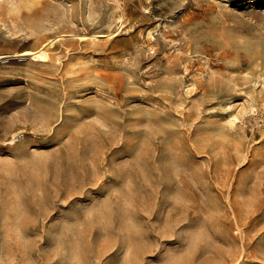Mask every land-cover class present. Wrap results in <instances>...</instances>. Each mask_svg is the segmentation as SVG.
<instances>
[{
	"label": "rangeland",
	"instance_id": "1",
	"mask_svg": "<svg viewBox=\"0 0 264 264\" xmlns=\"http://www.w3.org/2000/svg\"><path fill=\"white\" fill-rule=\"evenodd\" d=\"M50 39L0 62V264H264V0H0Z\"/></svg>",
	"mask_w": 264,
	"mask_h": 264
},
{
	"label": "bare ground",
	"instance_id": "2",
	"mask_svg": "<svg viewBox=\"0 0 264 264\" xmlns=\"http://www.w3.org/2000/svg\"><path fill=\"white\" fill-rule=\"evenodd\" d=\"M3 1H5V0H3ZM8 2H9V0H8ZM11 3V2H10ZM16 3V2H15ZM14 3V4H15ZM13 4V5H14ZM44 36V35H43ZM86 36H87V34H86ZM89 37H90V35H88ZM94 36V35H93ZM53 43V39H50V40H48V41H46L45 43H43L42 44V46L41 47H39L38 49H35V50H32V49H25V50H23V51H21L20 53H14V54H5V53H2V54H0V62H7V61H9L10 59H12V58H17V57H15V55H17L19 58H25V56L26 55H30L31 57H32V59H43V58H46L47 56H48V52H47V46L49 45V44H52ZM44 60V59H43ZM109 81V80H108ZM76 82V81H75ZM70 90V89H69ZM115 93V92H114ZM65 94V93H64ZM72 102V101H71ZM70 104V103H69ZM104 105V104H103ZM105 106V105H104ZM104 108V107H103ZM62 109V108H61ZM67 109V108H66ZM72 109V108H71ZM109 109V108H108ZM110 110V109H109ZM109 114V113H108ZM42 118V117H41ZM48 124V123H47ZM74 125V124H73ZM78 131V130H77ZM80 131H82V130H80ZM68 150V149H67ZM86 150V149H85ZM102 150V149H101ZM67 151H65V153H66ZM69 152V151H68ZM64 153V155H65V157H66V154ZM60 154V153H59ZM68 155V157H69V154H67ZM71 155V154H70ZM57 156H58V154H57ZM63 156V155H62ZM106 156V155H105ZM61 157V156H60ZM104 158V157H103ZM54 159V158H53ZM63 159V158H62ZM61 159V160H62ZM77 159V158H76ZM105 160V159H104ZM40 161V160H39ZM44 161V160H43ZM41 162V161H40ZM102 162H103V160H102ZM50 163V162H49ZM62 163V162H61ZM47 164V163H46ZM80 164V163H79ZM86 164V163H85ZM50 165V164H49ZM48 165V166H49ZM53 165V164H52ZM62 166V165H61ZM64 167H65V165H64ZM45 168V167H44ZM54 169V168H53ZM62 169V168H61ZM85 169V168H84ZM60 172V171H59ZM63 173V172H62ZM91 174V173H90ZM82 175H83V173H82ZM102 176V175H101ZM100 176V177H101ZM84 177V176H83ZM92 177V176H91ZM95 177V176H94ZM94 177L92 178V179H94ZM92 179H90V180H92ZM75 180V179H74ZM95 180V179H94ZM99 180V179H98ZM81 181V180H80ZM85 182V181H84ZM83 182V183H84ZM87 182H89L88 180H87ZM97 182V181H96ZM91 183V182H90ZM73 184V183H72ZM85 184V183H84ZM87 184V183H86ZM94 184V183H93ZM37 185V184H36ZM78 186H80V185H78ZM73 188V187H72ZM71 188V189H72ZM74 190H76L75 188H73ZM82 189H83V186H82ZM56 198V197H55ZM109 208V207H108ZM99 215H102V213H100ZM136 230H138V229H136ZM139 231V230H138ZM140 234H142V233H140ZM136 237V236H135ZM197 238V237H196ZM138 239H140V237L138 238ZM197 240V239H196ZM196 240H194V241H196ZM197 243H199V242H197ZM194 245V244H193ZM195 246V245H194ZM193 246V247H194ZM196 247V246H195ZM194 247V248H195ZM240 252V251H239ZM227 254V253H226ZM188 256V255H187ZM185 258V257H184ZM183 258V259H184ZM178 259V258H177ZM180 259V258H179ZM186 260H188V259H186ZM178 261V260H177ZM181 261V263H182V259L180 260ZM185 262H187V261H185ZM175 263V262H174ZM177 264V263H176ZM182 264H184V263H182Z\"/></svg>",
	"mask_w": 264,
	"mask_h": 264
}]
</instances>
